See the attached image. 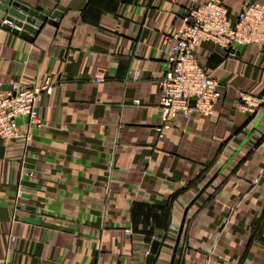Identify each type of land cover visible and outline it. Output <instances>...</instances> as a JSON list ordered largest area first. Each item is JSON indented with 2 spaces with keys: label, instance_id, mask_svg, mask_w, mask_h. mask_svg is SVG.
<instances>
[{
  "label": "crops",
  "instance_id": "obj_1",
  "mask_svg": "<svg viewBox=\"0 0 264 264\" xmlns=\"http://www.w3.org/2000/svg\"><path fill=\"white\" fill-rule=\"evenodd\" d=\"M12 1L61 17L33 41L0 27V92L56 85L41 127L20 118L21 136L0 139V264H147L155 241L152 264H264V109H237L242 93L264 97V50L203 43L221 100L161 137L164 38L189 0ZM225 2L235 21L264 0Z\"/></svg>",
  "mask_w": 264,
  "mask_h": 264
},
{
  "label": "built area",
  "instance_id": "obj_2",
  "mask_svg": "<svg viewBox=\"0 0 264 264\" xmlns=\"http://www.w3.org/2000/svg\"><path fill=\"white\" fill-rule=\"evenodd\" d=\"M185 25L172 36H165L167 70L161 79V100L158 107L161 126L157 132L174 127L177 121L209 118L220 102L219 81L199 62L198 50L203 43L214 46L227 56H236L240 48L256 46L264 50V3H246L235 21L232 20L225 0H189ZM132 80H140L138 71L131 72ZM105 71L97 68L94 81L106 82ZM52 76H44L42 83L31 81L27 86L16 84L10 92H0V139L4 142L21 136L19 119L42 126L38 104L55 90ZM135 105H139L136 103ZM237 109L253 116L264 109V97L242 93ZM30 140V132L25 136Z\"/></svg>",
  "mask_w": 264,
  "mask_h": 264
},
{
  "label": "water",
  "instance_id": "obj_3",
  "mask_svg": "<svg viewBox=\"0 0 264 264\" xmlns=\"http://www.w3.org/2000/svg\"><path fill=\"white\" fill-rule=\"evenodd\" d=\"M52 17L60 18L61 14L46 10L43 5L30 9L12 0H0V27L27 41H33L45 23L56 27L58 24ZM159 245L156 241L152 244L147 264H152Z\"/></svg>",
  "mask_w": 264,
  "mask_h": 264
}]
</instances>
